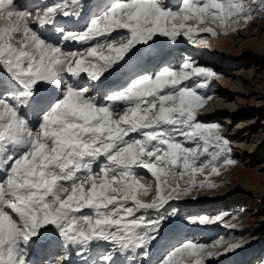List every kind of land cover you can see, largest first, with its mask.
Instances as JSON below:
<instances>
[{"label":"snow or ice","instance_id":"6c2138e0","mask_svg":"<svg viewBox=\"0 0 264 264\" xmlns=\"http://www.w3.org/2000/svg\"><path fill=\"white\" fill-rule=\"evenodd\" d=\"M262 12L264 0H182L178 10L165 0H56L35 13L0 0V264H33L34 253L47 264H72L73 254L80 264H151L177 227L167 205L220 187L198 177L237 163L222 126L197 117L212 99L199 90L217 73L191 59L144 71L161 55L154 38L207 44L196 35H227ZM84 20L79 31L63 26ZM68 42L85 47L67 50ZM82 77L111 90L88 95ZM185 177L187 188L171 184ZM151 194L150 203L141 199ZM189 221L229 226L222 216ZM50 227L58 240L44 239ZM57 245L64 255L53 253ZM242 246L184 238L157 264H207L217 247Z\"/></svg>","mask_w":264,"mask_h":264},{"label":"rangeland","instance_id":"374dc122","mask_svg":"<svg viewBox=\"0 0 264 264\" xmlns=\"http://www.w3.org/2000/svg\"><path fill=\"white\" fill-rule=\"evenodd\" d=\"M23 1L24 0H15V3L22 10H27L33 13L38 9L45 7L43 5L32 6L30 3L23 4ZM106 1L109 3L111 2V0ZM178 1L179 4L172 3V0H165V3L167 7L173 10H178L182 6V1ZM249 2H251V0H249ZM61 22L63 23V21ZM188 23L191 25L195 24L194 21H189ZM213 27L215 26L213 25ZM259 28H261L260 34H258ZM215 30L220 33V35L213 37L210 34L205 33L199 37L196 36L197 39L206 38L208 41L207 44L193 45L184 37H180L176 43L171 42L167 37H155L153 50L160 53L161 50L167 49V53L169 51V58L164 63H159V60H157L155 64H149L143 69L144 71H154L158 63L159 65L168 64L174 60L176 61L174 63L172 62L173 64L171 67L175 68H179V66L187 59H191L195 64H198L205 60L206 56L203 57L202 55H199V57H195L196 54L191 53L190 48L201 46L204 47V50L210 51L208 55L205 51V55L207 56L213 53L216 49L215 47H224L227 50V54H225L227 57H225L237 61L232 62L233 64H236V66L229 67L228 71L225 72L226 77L223 80L225 81L226 78L232 80V88H234L232 90L233 94L230 101H226L227 106L239 109V111L233 112L227 110L226 113H215L217 115L214 114L209 116L210 113H208V107H214L209 100L206 106L199 110L203 114L198 115L200 113L199 111L197 113L199 120L205 123H219L222 126L223 135L232 142V157L237 163L234 166H227L221 169L219 175H211L210 171L206 170L198 177V182L208 178L211 182L220 185V187L214 189L193 190L190 195L182 196L178 200H173L167 205L168 210H177V215L170 221V223H174L177 227H175L173 231L166 233L165 239L157 245L150 257L151 264H157L160 256H162L169 247L178 244L186 238L187 234L184 233L185 231L192 229L209 230L210 228L214 229L215 235L207 236L208 239H205L202 236L200 237V234L192 235L191 237H188V239H194L206 245H211L219 239L230 240L232 242L243 241V246L233 252L227 253L224 251V248L217 247L216 251L219 255L207 261V264H232L234 262H237L238 264H264V207L261 208L257 205L254 207L255 203H253L252 200L246 201L242 199V194L248 190L260 194L264 200V149H261L262 154L257 152L258 147H264V88L263 84H261L256 77L248 79L247 76L250 72L256 71L262 66V64L258 62V59L259 57L264 58V12L259 13L247 26L241 23L238 31H229V33L225 35L223 34L222 29L215 28ZM238 32L239 36H237ZM119 42L125 43V41ZM175 46L179 47V50L187 49L188 52L185 53H189L191 58H182L183 55L182 52H180L181 58L178 62L177 60L179 57H175L173 53L170 52ZM128 55H131V52ZM211 59L212 58L209 57V60ZM245 61H248L249 64L244 66L240 64ZM227 62L229 63V61ZM199 65L213 69L211 64ZM0 75H4V73L0 71ZM200 79L201 78L194 77L187 83L194 86ZM81 83L90 86L89 93H87L88 95L98 94L103 96L110 91L112 87L92 91L90 88L93 87V85L86 77H82ZM222 84L224 85L223 81L219 78H214L209 82L208 89L199 91H214L215 96H218L220 95V92L218 93V91L222 92L221 87L219 88ZM242 86L244 89H242ZM211 97L212 99L215 98L214 96ZM247 111H249V113H247ZM250 132H252L251 135H249ZM202 159H207V157H203ZM140 171L147 175L145 170L141 169ZM177 183H179L181 187H188V180L186 177L182 180L171 181L173 186ZM152 186L155 188V184ZM231 195L238 196L236 203L233 204L234 202L226 200V203L223 205L224 200ZM153 198L154 194L141 197L144 202L148 203H150ZM239 200H241V202L237 203ZM215 201H218L220 204L219 207H216L214 210H204L203 208H200L203 204H209ZM231 204L232 207L228 208ZM191 206L195 209L193 212H190L189 210V207ZM154 214L155 213H150V215ZM217 216H222L229 226L226 227L225 223L217 221L215 224H210L211 227L209 228L208 224L192 225L189 221V217H207L209 219H216ZM248 217L249 220L246 219ZM232 225H235V227H231ZM49 230L51 231H47L45 234L55 235L53 229L49 228ZM178 230L179 232H177ZM174 236H177V238L173 240ZM45 237L47 238L48 235H45ZM60 249V247H57V253L61 251ZM248 250H257V254L252 258L250 263L240 262V257ZM35 254L37 253H34L33 255ZM62 255H64V253H59V256ZM92 255L93 257L98 256L99 251H94ZM33 259H31L33 260V264H47L46 257H43L42 259ZM73 264H80V258L76 257Z\"/></svg>","mask_w":264,"mask_h":264},{"label":"bare ground","instance_id":"6f19581e","mask_svg":"<svg viewBox=\"0 0 264 264\" xmlns=\"http://www.w3.org/2000/svg\"><path fill=\"white\" fill-rule=\"evenodd\" d=\"M54 2H56V0H24L23 1V4L30 3L32 6H36V5L46 6L47 4H52ZM104 3L106 4V3H109V2L106 1V0H104ZM172 3H174V4L178 3L179 4V1L178 0H172ZM103 6H104V4L98 5L97 6V10L102 11ZM86 23H87V21L84 20V21H80L79 23H68V24H65L63 26L65 28H67V29H72V30H75V31H79V30H82L84 28V26H85ZM206 26L207 25H200L199 27L202 29V28H204ZM40 31H41V33L45 37H51L52 36V32L49 31V30H47V29H41ZM42 31H44V32H42ZM260 33H261V28L258 29V34H260ZM203 34H205V33H199L196 36L199 37V36H201ZM113 35H115V33ZM237 36H239V32H238ZM119 43L120 44H123L122 42H119ZM64 46H65V48L67 50H77V49H81V48L85 47V45H81L78 42H68ZM215 48L216 49L213 51V53L209 54V56H207V55H208V53L210 51L204 50V47L203 46H201V47H191L190 48L191 53L196 54L195 57H199V55H202L203 57L206 56L205 57V60H203L200 63L195 64V65L201 66L199 64H211L213 66V69L212 70H214L217 73L218 78L221 81L224 82V85L222 84V85L219 86V88L221 87L222 92L221 91H218V93L220 92V95H218V96H215L214 91H211V92H203L206 95H210V96H214L215 97V98H213V99L210 100V103H212L214 107H208V113H210L209 116L210 115L212 116L215 113L223 114V113H226L227 110L228 111H233V112L239 111V109H235V108H233L231 106H227L226 103L228 101H230V99L232 97V94H233L232 93L233 92L232 90L234 88H232V80H229L227 78L225 79V81L223 80L226 77V73L225 72L228 71L229 67L230 66H236V64H233L232 63L235 60L234 59L226 58L227 57L225 55V54H227L226 48H224V47H215ZM172 49L173 50L170 51V52H172L175 57H179V59L177 60L178 62H179V60L181 58L180 57L181 56L180 55L181 54L180 52H182V55H183L182 58H191V56L189 55V53H185V52H188L187 49L186 50H179L180 48L179 47H176V46L174 48H172ZM205 51H206V54L207 55H205ZM160 54H161L160 57L157 59V60H159V63L166 62V60L169 58L168 57L169 51L167 53V49H163V50H161ZM209 57H211L212 59L209 60ZM231 58H233V57H231ZM175 61L176 60H174L172 62L174 63ZM227 61H229V63ZM172 62L171 63H168V65L171 66L173 64ZM235 62H237V61H235ZM258 62L260 64H262V66L260 68H258L256 71L250 72L247 76H248V79H252L253 77H256V79L261 84H263V88H264V58H260L259 57ZM159 63L157 64V66L159 65ZM240 64H242L244 66L246 64L248 65L249 62L248 61H245L244 63L241 62ZM114 67H116V66H114ZM146 70H148V69H146ZM151 71L152 70H148V72H151ZM4 75H6V74L4 73ZM105 75H107V73H105ZM113 78L112 77H109V81L110 80H113ZM101 79L103 80L104 78L101 77ZM123 83H125V81L124 82H121V85L120 86H122ZM91 84L93 85V87L90 88L92 91H96L97 89H108V88L111 87L109 85V82L108 81H105L103 84H101L99 81H91ZM242 89H244L243 86H242ZM247 113H249V111H247ZM200 114H203V113L200 112L198 115H200ZM215 115H217V114H215ZM204 116H206V115H204ZM251 133L252 132H250L249 135H251ZM261 149H264V147H258L257 148V152L262 154ZM237 199H238V196H236V195L228 196L224 200L223 205L226 203L225 202L226 200H228L229 202H234L233 204H235L236 201H237ZM242 199H244L246 201L247 200H252L253 203H255L254 204V207H256L255 206L256 204L259 205V207H261V208L264 207V200H263L262 196L260 194H257L256 192H252V191H248L247 190V191H245L242 194ZM239 202H241V200H239L237 203H239ZM219 204L220 203L218 201H215V202H212V203H209V204H203V205L200 206V208H203L204 210H211V209L214 210L216 207H219ZM230 207H232V204L228 206V208H230ZM189 210H190V212H193L195 209H194L193 206H191V207H189ZM246 219L249 220V217L246 218ZM208 227L210 228L211 225L208 224ZM49 231H51V230H49ZM177 232H179V230ZM184 233L187 234L186 238L191 237L192 235L200 234V237L202 236L203 238L206 239L207 236H209V235H215V231H214L213 228H210L209 230L208 229H202V230L201 229H192V230L185 231ZM203 234H205V235H203ZM45 235H48L47 238L44 237L45 240H48V239H51L53 241L58 240V237H56V235H50V234H45ZM176 238H177V236H174L173 240L176 239ZM57 247H59V246L57 245L56 248L53 249V253L56 254V255H59V253L60 254H63L65 250L63 248H61L60 249L61 251H59L57 253ZM106 247L107 246H105L104 248L99 249L98 251L99 252H102V251H104L106 249ZM256 254H257V250H248L247 252H245L240 257L242 259V260L240 259V262L250 263L251 260H252V258ZM43 257H45L43 254H35V255H32V257L30 259H33V258H35V259H42ZM76 257L77 256L74 255V254L71 256L72 264H73V261H75ZM37 261H39V260H37ZM232 264H238V263L237 262H234Z\"/></svg>","mask_w":264,"mask_h":264}]
</instances>
